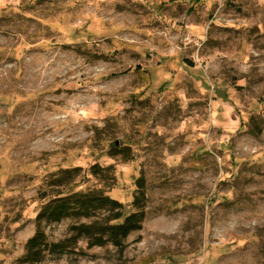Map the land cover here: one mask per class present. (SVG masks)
I'll return each instance as SVG.
<instances>
[{"label": "rangeland", "instance_id": "obj_1", "mask_svg": "<svg viewBox=\"0 0 264 264\" xmlns=\"http://www.w3.org/2000/svg\"><path fill=\"white\" fill-rule=\"evenodd\" d=\"M80 180L142 228L34 264H264V0H0V264Z\"/></svg>", "mask_w": 264, "mask_h": 264}, {"label": "trees", "instance_id": "obj_2", "mask_svg": "<svg viewBox=\"0 0 264 264\" xmlns=\"http://www.w3.org/2000/svg\"><path fill=\"white\" fill-rule=\"evenodd\" d=\"M137 69L140 70L139 67ZM65 171L67 170L62 173ZM75 171L77 170L75 169ZM64 180L65 178L60 176L57 185L63 184ZM138 183H141V180ZM81 184L82 181L80 180L68 190L51 194L45 192L42 195V199L49 200L37 216L38 228L35 234L26 242L25 262L29 264L38 263L45 253H76L78 252V243L82 238L87 239L89 248L96 245L103 246L107 243L122 248L128 235L132 231L142 228L143 221L146 218L144 200L147 197L146 191L142 188L143 184H138L140 192L135 196L133 202L139 205V208L128 214L125 213L124 204L105 193V191L78 190ZM101 210H105L107 213L89 222L72 225L73 234L58 241L48 240L46 232L40 227L42 221H60L68 216L89 218L92 215H97L96 213Z\"/></svg>", "mask_w": 264, "mask_h": 264}]
</instances>
